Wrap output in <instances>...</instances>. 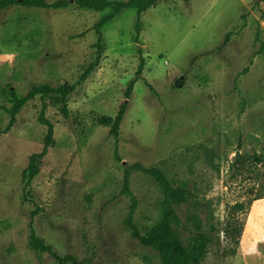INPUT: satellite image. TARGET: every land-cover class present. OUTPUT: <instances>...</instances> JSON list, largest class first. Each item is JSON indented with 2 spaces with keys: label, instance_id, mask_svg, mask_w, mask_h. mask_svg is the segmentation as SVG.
Returning <instances> with one entry per match:
<instances>
[{
  "label": "rangeland",
  "instance_id": "1",
  "mask_svg": "<svg viewBox=\"0 0 264 264\" xmlns=\"http://www.w3.org/2000/svg\"><path fill=\"white\" fill-rule=\"evenodd\" d=\"M46 1L65 7L0 12V134L10 90L22 98L36 86L75 84L99 52L96 26L115 9ZM142 20L138 42L133 9L101 25V62L69 97V118L54 97L38 95L1 135L0 264H60L31 249V222L81 264H163L128 225L135 203L141 232L162 217L161 190L137 164L192 192L179 209L184 240L198 227L220 231L221 246L202 264H264V0H161ZM124 103L117 138L100 119H114ZM45 104L55 145L28 187L23 174L47 134ZM229 218L242 227L238 242L225 238Z\"/></svg>",
  "mask_w": 264,
  "mask_h": 264
},
{
  "label": "trees",
  "instance_id": "2",
  "mask_svg": "<svg viewBox=\"0 0 264 264\" xmlns=\"http://www.w3.org/2000/svg\"><path fill=\"white\" fill-rule=\"evenodd\" d=\"M161 0H128V1H108V0H77V4L85 9L93 10L96 12H103L110 7H115L111 15L106 16L100 24H98L97 32L99 34L98 48L99 52L95 61L90 63L85 72L81 75L78 81L73 84H64L59 87H53L50 85H40L32 88L25 97H19L17 92L13 89L10 90L9 102L12 104V108L8 110L11 116V120L7 128L0 134L6 135L14 127L17 121V115L22 108L30 101L35 99L38 95L42 98L54 97V99L62 104V114L67 119L69 118L68 99L75 92L78 85L85 82L88 77L96 70L101 62V39L100 32L101 25L113 20L114 17L119 15L125 9H133L137 13V22L135 24L136 41L140 39V35L143 27L142 15L156 7ZM188 2L189 0H185ZM26 6L30 8L41 9H58L64 8V2H56L54 4L47 3L46 0H0V12L2 10L12 8L15 6ZM228 40V36H227ZM145 62H141L138 71L137 78L129 84L127 90V97L130 98L133 93L135 84L144 70ZM127 104L121 105L117 116L113 119L111 117L100 119V123L103 125L112 127V134L118 138L120 134L121 124L127 112ZM46 104L40 114L39 122L47 127V134L44 139V147L40 153H36L30 156L28 167L23 174L26 186H30L33 180L38 176L41 171L44 158L48 155L51 148L55 145L54 139V125L45 117ZM259 163H262L260 159H257ZM134 169L140 170L146 175L150 176L158 184L162 193V217L158 224L148 228L144 232H141L134 223V214L136 211V203L132 205L130 214L128 217V225L132 230L133 238L137 239L139 243L146 247L156 251L163 264H202L205 258L209 254V250L212 246H221L220 231L213 225L209 227H198L196 230L191 231V235L184 240L183 232L186 230L184 222L179 216V209L181 206L186 205L192 198V192L187 186L175 185L166 175L164 170L157 167H144L140 164L134 166ZM125 191L131 195L130 189V173L125 177ZM241 207V206H239ZM36 213H33V218ZM238 222L232 218H229L225 224L223 232L227 240H235L238 242L242 234V227H237ZM235 236V237H234ZM29 245L38 255L48 253L52 258L60 264H81L77 257L72 255L60 256L52 246L45 243L44 239L39 237L30 223V239Z\"/></svg>",
  "mask_w": 264,
  "mask_h": 264
},
{
  "label": "water",
  "instance_id": "3",
  "mask_svg": "<svg viewBox=\"0 0 264 264\" xmlns=\"http://www.w3.org/2000/svg\"><path fill=\"white\" fill-rule=\"evenodd\" d=\"M20 2H22V0H20Z\"/></svg>",
  "mask_w": 264,
  "mask_h": 264
}]
</instances>
